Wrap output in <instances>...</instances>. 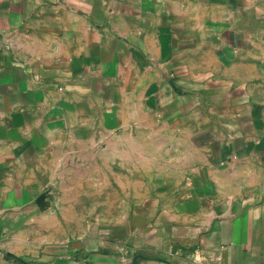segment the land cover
I'll list each match as a JSON object with an SVG mask.
<instances>
[{
  "label": "crops",
  "instance_id": "crops-1",
  "mask_svg": "<svg viewBox=\"0 0 264 264\" xmlns=\"http://www.w3.org/2000/svg\"><path fill=\"white\" fill-rule=\"evenodd\" d=\"M0 264H264V0H0Z\"/></svg>",
  "mask_w": 264,
  "mask_h": 264
}]
</instances>
